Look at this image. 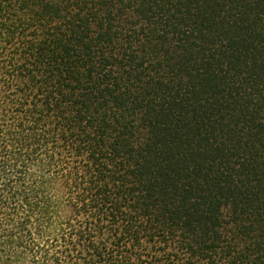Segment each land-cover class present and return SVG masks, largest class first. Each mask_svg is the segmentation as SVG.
<instances>
[{
  "label": "trees",
  "instance_id": "1",
  "mask_svg": "<svg viewBox=\"0 0 264 264\" xmlns=\"http://www.w3.org/2000/svg\"><path fill=\"white\" fill-rule=\"evenodd\" d=\"M0 264H264V0H0Z\"/></svg>",
  "mask_w": 264,
  "mask_h": 264
}]
</instances>
